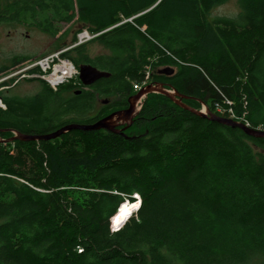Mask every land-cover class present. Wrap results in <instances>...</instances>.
Wrapping results in <instances>:
<instances>
[{
  "label": "trees",
  "instance_id": "1",
  "mask_svg": "<svg viewBox=\"0 0 264 264\" xmlns=\"http://www.w3.org/2000/svg\"><path fill=\"white\" fill-rule=\"evenodd\" d=\"M227 1L0 0V25L56 37L61 23L77 21L111 51L90 58L87 41L62 52L111 74L97 80L100 93L65 97L56 91L76 85L55 91L47 82L33 96L1 93L0 264H264V137L150 93L125 135L74 129L4 141L12 130L46 134L126 106L147 66L159 67L150 79L218 115L219 104L264 123V0L213 16ZM167 67L174 71L159 73ZM100 95L114 99L88 115ZM199 100L184 102L200 109ZM136 193L140 207L112 230L120 203Z\"/></svg>",
  "mask_w": 264,
  "mask_h": 264
},
{
  "label": "rangeland",
  "instance_id": "2",
  "mask_svg": "<svg viewBox=\"0 0 264 264\" xmlns=\"http://www.w3.org/2000/svg\"><path fill=\"white\" fill-rule=\"evenodd\" d=\"M240 11V5L238 0H228L224 4L218 5L214 8L212 15L213 16H236ZM61 31L59 34L54 37L49 33H46L37 27L30 26L27 24H8L4 23L0 25V67L4 65H11V67L0 73V77H3L5 73L24 68L27 65L41 59L42 57L57 53L58 51L67 50L73 45V37L83 29H81V24L77 21L72 23H61ZM81 29V30H80ZM80 30V31H79ZM60 45L59 48H57ZM85 52L90 58H95L99 55H108L110 50L105 47L99 41H89ZM29 56L27 60H24L16 65H13V59L16 56ZM62 56V54H61ZM68 59L62 56V59ZM69 60V59H68ZM71 61V60H70ZM79 66H76L79 69ZM151 68V67H150ZM159 67H152L151 71H156ZM37 71L34 70V67L30 68L26 72V76L20 77L18 75V81L14 79L11 80L10 87L2 89L3 94L16 95V96H33L37 94L42 89V83L46 82L41 78L32 77V74H35ZM41 80V81H40ZM62 84H74V88H65L66 90L65 97H69L71 94L69 91L81 90L83 84L79 79V72H77L72 78L68 79L64 83L59 84L58 87ZM57 87V89H58ZM56 91V89H54ZM62 90V91H63ZM1 95V93H0ZM1 98V97H0ZM103 99L108 100L109 102L113 101L114 98L108 97L106 95L97 96L95 99L94 107L88 113L90 116H94L97 112L105 105ZM202 106V104H201ZM133 125V124H131ZM130 125V126H131ZM129 126V127H130ZM114 224V223H113ZM112 225V224H111Z\"/></svg>",
  "mask_w": 264,
  "mask_h": 264
},
{
  "label": "water",
  "instance_id": "3",
  "mask_svg": "<svg viewBox=\"0 0 264 264\" xmlns=\"http://www.w3.org/2000/svg\"><path fill=\"white\" fill-rule=\"evenodd\" d=\"M174 71V68L167 67L163 69H159V73H166L171 74ZM79 72V79L81 83L85 86H89L99 80L103 77H109L111 74L108 71L100 70L97 67L85 63L81 64L78 69ZM170 87V86H169ZM150 93H161L168 98H170L174 103H176L178 106L187 109L193 113H196L202 117H207L213 121H217L219 123L231 126V127H238L241 128L247 135L253 136V137H264V131H259L254 128L248 127L243 122L224 117L221 115H218L214 113L208 105H206L203 101L199 100L196 97L188 96L186 94H183L179 92L177 89L170 87L167 88V86L162 82H155V83H148L147 85L143 86L142 89H140L137 93L132 94L128 97V107L120 110H116L108 115H105L95 122L92 123H68L55 131H52L50 133L46 134H35V135H29L24 134L19 131H14V135L10 137L9 139L4 140L5 142H13L15 140H50L54 139L61 134L68 132L70 130L78 129L83 131H90V130H100L104 129L107 131L120 133L122 135H125V130L134 123L135 117L139 114L142 106H143V100L148 96ZM195 98L199 100V102L202 104V107L200 109L195 108L186 102H184V99H190ZM104 102H107L105 100ZM123 128H119V125H123ZM133 199L125 198L120 203L118 210L120 207L125 204H136L139 202V207L142 202L141 195L136 193L133 196ZM138 207V208H139ZM137 210V209H136ZM126 221H122L119 226H112V230H116L117 228H120L123 223Z\"/></svg>",
  "mask_w": 264,
  "mask_h": 264
},
{
  "label": "built area",
  "instance_id": "4",
  "mask_svg": "<svg viewBox=\"0 0 264 264\" xmlns=\"http://www.w3.org/2000/svg\"><path fill=\"white\" fill-rule=\"evenodd\" d=\"M95 36L96 34L91 33L88 29H83L77 34V41L75 45L90 41ZM63 51H58L57 53L46 55L24 68L9 71L5 73L3 77H0V82L13 78L15 81H18V78H16L18 75H20V77H24L27 75L26 72L29 71L30 68L34 67V69L36 68L35 70L37 72L35 74H32V77L41 78L46 81L53 89H57L59 84L64 83L68 79L72 78L78 72L76 66L72 61L65 58L62 59L61 54ZM151 73L152 71L150 66H147L144 80L141 82H134L133 90L139 91L143 86L147 85L149 83ZM227 103L231 104L232 102L227 100ZM0 105L4 106L1 103V100ZM216 110L219 113H225L224 117L243 122L248 127L254 128L256 130L264 131V123H259L257 126L252 125V123L246 118V111L236 114L232 108L224 109L219 104L216 106Z\"/></svg>",
  "mask_w": 264,
  "mask_h": 264
},
{
  "label": "flooded vegetation",
  "instance_id": "5",
  "mask_svg": "<svg viewBox=\"0 0 264 264\" xmlns=\"http://www.w3.org/2000/svg\"><path fill=\"white\" fill-rule=\"evenodd\" d=\"M11 79L10 80H6V81H2V82H0V93H6V92H4L2 89H5L6 87H10V85H11ZM155 82H160V81H157V80H155V79H150V81H149V83H155ZM162 83H164L166 86H168L169 87V85H168V82H162ZM98 84V82L96 81V82H94L93 84H91V85H89V86H85V85H83L82 86V89L81 90H73V91H71L70 93H82V91H84V92H90V93H100V92H98V91H95V86ZM41 91H39L38 93H40ZM42 93H54L53 91H49V90H45V91H43ZM56 93H66V90H63V91H56ZM133 93H137V92H133ZM2 100V99H1ZM106 99H103L102 101H103V103L104 104H107V103H109V101L107 100V102H104ZM3 103V102H2ZM2 107H4V106H2ZM128 107V104L126 105V106H123V107H114V108H112L110 111H108V113H106V115H108V114H110V113H112V112H114V111H116V110H120V109H124V108H127ZM138 116V115H137ZM137 116L135 117V119L137 118ZM135 119H134V122H135ZM123 126H124V124L123 125H119V128H123Z\"/></svg>",
  "mask_w": 264,
  "mask_h": 264
},
{
  "label": "bare ground",
  "instance_id": "6",
  "mask_svg": "<svg viewBox=\"0 0 264 264\" xmlns=\"http://www.w3.org/2000/svg\"><path fill=\"white\" fill-rule=\"evenodd\" d=\"M138 207H139V202L136 203V204H128V203H125L123 204L121 207H120V210L118 211L117 215H116V221L118 223H116L117 225H120V223L122 221H124L125 219H127L133 212L136 211V209L138 210ZM113 220V218H112ZM114 226V224H113ZM116 227V226H114Z\"/></svg>",
  "mask_w": 264,
  "mask_h": 264
},
{
  "label": "clouds",
  "instance_id": "7",
  "mask_svg": "<svg viewBox=\"0 0 264 264\" xmlns=\"http://www.w3.org/2000/svg\"><path fill=\"white\" fill-rule=\"evenodd\" d=\"M78 70V69H77ZM14 79V78H13ZM12 80V79H11ZM135 92H138V91H135ZM135 94V93H134ZM146 99V98H145ZM144 99V100H145ZM0 100H1V98H0ZM144 100H143V102H144ZM1 103H2V100H1ZM3 104V103H2ZM4 105V104H3ZM1 106V105H0ZM111 224H112V221H111ZM111 227H112V225H111Z\"/></svg>",
  "mask_w": 264,
  "mask_h": 264
}]
</instances>
